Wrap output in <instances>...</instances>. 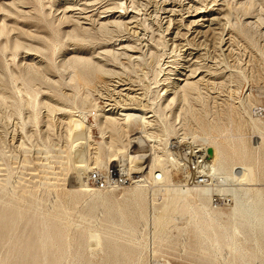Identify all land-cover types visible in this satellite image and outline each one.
Returning a JSON list of instances; mask_svg holds the SVG:
<instances>
[{
    "label": "rangeland",
    "instance_id": "1",
    "mask_svg": "<svg viewBox=\"0 0 264 264\" xmlns=\"http://www.w3.org/2000/svg\"><path fill=\"white\" fill-rule=\"evenodd\" d=\"M75 57L102 70L92 76L89 68L68 67ZM185 78L200 79L186 100L174 88L176 79ZM124 87L129 90L118 91ZM127 107L141 109L136 112L144 122L122 121ZM105 115L126 124L131 154H145L137 163L141 171L122 174L143 180L148 209L151 192L156 208L173 194L155 190L160 186L150 181L151 158L160 157L173 187H192L184 155L190 145L206 146L191 137L208 124L216 126L209 137L223 144H237L229 139L237 134L248 150L259 144L244 170L250 172L247 187L264 198V0H0V224L8 208L22 219L11 231L0 229V262L13 253L17 239L38 237L27 220L43 214L60 219L73 249L80 245L93 263L100 253L88 251L92 233L98 239L105 234L130 252L138 244L145 264H210L201 259L210 253L207 243L185 221L145 229L137 222L138 231L131 234L127 225L110 223L119 222L114 208L109 213L94 205L86 211L90 203L79 193L81 181L102 191L89 184L88 174L119 165L107 162L112 132L100 125ZM79 119L88 129L81 149H74L71 120ZM99 160L103 165L97 167ZM238 168L243 172L235 164L218 176L229 182ZM132 185L109 191L123 202L122 193ZM213 198L225 210L221 202L230 196ZM131 216L137 219L133 210L127 219ZM220 246L229 253L226 260L236 263L230 243Z\"/></svg>",
    "mask_w": 264,
    "mask_h": 264
},
{
    "label": "bare ground",
    "instance_id": "2",
    "mask_svg": "<svg viewBox=\"0 0 264 264\" xmlns=\"http://www.w3.org/2000/svg\"><path fill=\"white\" fill-rule=\"evenodd\" d=\"M76 65L82 66L83 69H91L92 76H96V73L102 70L100 66L95 65L90 59L75 57L68 63V67L71 68H75ZM79 78L84 80L87 77L85 73L81 71L79 73ZM199 81L200 79H176L174 82V88L176 89L175 94L180 90L182 99L186 100L185 98L193 97L194 93L197 91ZM119 86L121 87L123 85ZM126 90H129V88L124 87L118 91L121 92ZM175 94L170 99L169 103L175 99ZM122 110L130 111L120 113V116L123 117L121 119L122 121L130 118L134 122L136 120L144 122L145 116L140 112H136L141 111V109L127 107L122 108ZM188 111L189 110H186L187 113ZM118 120L119 119L112 116L105 115L100 123V125L108 127L112 132V135L106 143L107 152L110 153V155L107 156V162L111 163L117 160L119 163V165H113L109 168L116 169L119 174L127 173L129 170H140L143 167H138L137 163L140 160L142 161L145 154H131L130 151H128L129 141L124 133L126 124ZM71 122L72 126L75 128H73L75 131L72 135L73 141L76 143L73 148L78 149L81 147L82 139L85 138L84 134L86 132L84 133V131L88 128L83 130L85 124H83L82 119L71 120ZM215 129V125L208 124L204 129L199 128L201 131L200 134H192L191 138H196V140L206 145L205 147L195 148L191 147L189 144L190 147L187 148L188 151L186 155H184L187 161L197 162L200 165V169L197 173L188 172L187 166L184 165V171L186 172L188 181L192 183V187H186L184 189L173 187L172 179L160 157L155 155V157L151 158L152 160H150L151 163L148 167V172L151 174L150 181L153 185L155 184L157 187L160 186L155 190L169 193L171 191L173 193L171 196L164 198L166 202L164 201L161 203L159 208H156L153 197L156 193L151 192L152 195H150L149 198L150 207L148 209L147 199L143 195L144 185L140 184L143 180L133 175L131 177L134 178V180L131 184L134 185L131 186V189L128 188L127 191L122 193L120 197L123 202H119L117 198L113 197L111 191H109L115 190L120 186H108L106 188L97 187L103 190L92 191L87 188L84 181L80 180L81 183L78 186L80 187L79 193L85 194L87 197L86 200L90 203L89 206L86 207V211H90L94 205L104 206L109 213L114 208L119 222L115 223L110 220V223L115 226L127 225L131 234L138 231L136 229L137 222H142V227L145 229L149 225L161 226L165 223H169L171 227H177L180 222L185 221L186 224L193 227L199 234V239L202 238L203 243H207L210 249V253L201 258L204 262L210 264H264V261L260 260V257H264V198L261 193L257 194L256 191L251 192L252 189L247 187L250 172L244 170L245 165L256 158L259 144L257 147L253 146L254 148L248 150L240 134L229 136L230 141L231 139H237V144H223L224 142L221 143L217 141V136L209 137L210 131H215ZM84 142L86 141L83 140V144ZM79 160L80 158L77 161ZM102 163V160L95 162L97 167L103 165ZM235 164L240 165L243 172L238 168L239 170L233 172V176L229 179V182L222 176H218L222 174L224 170L230 169L231 171V167ZM83 171H78V178L82 176ZM191 174H194V176L192 177ZM197 174L203 175L205 179L203 184L197 182ZM211 193L212 196H210ZM226 194L230 196V198L225 200ZM213 196H218V199L225 200L221 202V206H225V210H221L217 207L219 202H213L215 200ZM230 203L231 205H229ZM130 210L135 211L137 219L132 216V220L127 219V215H130ZM147 213L149 216H147ZM56 219V216L43 214L29 218L27 224L31 226L32 231L35 233L37 232L38 237L34 241H29L27 235L17 239L13 253L7 255L0 264H69L70 260H75L76 264H124L127 260L130 264H145L141 257L142 250L139 249L138 244L133 245V251L130 252L129 249L123 248L105 234H102L101 238L98 239L97 234L93 233L88 236L90 242H93L88 246V251L90 254L99 252L100 257L97 262H91L89 258L84 256V248L79 250L80 245H77L78 248L76 250L73 249V246L66 237L67 228L65 224L61 222L60 219ZM21 221L20 214L13 213L12 209L8 208L1 218L0 229L5 232L11 231ZM247 238L251 241V244L246 243L248 240ZM220 242L230 243V253L236 254L238 257L236 263L232 260H226L229 253L222 251L223 247L220 246ZM239 242H243L246 245H241ZM219 252L221 253L219 254ZM49 254L51 256L50 259L48 258ZM176 260L184 263H197L190 257L188 259L178 257ZM151 264L165 263L153 261Z\"/></svg>",
    "mask_w": 264,
    "mask_h": 264
},
{
    "label": "built area",
    "instance_id": "3",
    "mask_svg": "<svg viewBox=\"0 0 264 264\" xmlns=\"http://www.w3.org/2000/svg\"><path fill=\"white\" fill-rule=\"evenodd\" d=\"M192 172H196L200 169V165L197 162L190 161L187 166ZM132 176V175H131ZM130 175L119 174L116 169L108 168L106 171H93L88 175L89 184L98 188H106L108 186H122L127 183H131L134 178ZM196 180L199 184H203L205 179L202 174L196 175Z\"/></svg>",
    "mask_w": 264,
    "mask_h": 264
}]
</instances>
